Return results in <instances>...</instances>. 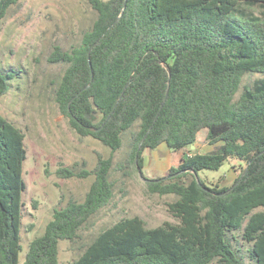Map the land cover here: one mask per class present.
<instances>
[{"label":"trees","instance_id":"obj_1","mask_svg":"<svg viewBox=\"0 0 264 264\" xmlns=\"http://www.w3.org/2000/svg\"><path fill=\"white\" fill-rule=\"evenodd\" d=\"M20 0H0V24ZM96 14L80 43L56 46L50 63L66 70L56 102L81 137L117 152L130 132L127 165L142 172L145 149L175 152L196 144L206 129L215 149L182 157L167 176L148 179L150 193L174 195L177 223L148 228L124 218L101 231L72 264H244L236 233L250 245L252 264H264V0H86ZM262 75L240 90L243 77ZM15 71L0 70V98ZM25 134L0 114V264H60L61 241L75 242L114 196L113 159L64 179L94 175L83 202L56 209L43 235L20 262ZM245 164L229 187H209L203 170Z\"/></svg>","mask_w":264,"mask_h":264},{"label":"rangeland","instance_id":"obj_2","mask_svg":"<svg viewBox=\"0 0 264 264\" xmlns=\"http://www.w3.org/2000/svg\"><path fill=\"white\" fill-rule=\"evenodd\" d=\"M251 10L257 15L264 11L258 6ZM95 17L86 0H20L9 9L0 24V70L16 72L9 82V91L0 98V114L24 132L27 152L23 167L26 191L20 231L21 263L31 241L45 232L54 211L66 206L70 200L83 202L94 181V175L61 178L57 174L60 168L77 173L82 170L93 172L100 158L113 159V198L91 218L75 242H60V264H72L101 231L124 218L140 217L148 228L165 222L177 223L168 206L176 196L150 193L148 179L166 177L170 168L178 166L184 156L215 149L206 140V129L200 131L197 145L182 152L170 150L166 144L155 150L145 149L143 175H140L134 165L126 163L130 153V132L124 135L122 148L112 153L100 141L81 137L71 128L55 99L67 66L50 63L48 59L56 46L66 51L77 46ZM261 77L257 73H247L236 98ZM244 168L243 162L229 158L218 171H200L199 178L209 187H229ZM258 210L264 211V208ZM236 235L237 240L233 243L239 256L244 264H252L250 245L239 233Z\"/></svg>","mask_w":264,"mask_h":264},{"label":"crops","instance_id":"obj_3","mask_svg":"<svg viewBox=\"0 0 264 264\" xmlns=\"http://www.w3.org/2000/svg\"><path fill=\"white\" fill-rule=\"evenodd\" d=\"M199 133H200V132H199ZM198 135H199V134H198ZM197 141H198V139H197ZM161 145H163V144H161ZM161 145H160V146H161ZM195 145H197V142H196ZM195 145H193V146H195ZM160 146H159V147H160ZM185 150H186V149H185ZM212 151H213V150H211L210 152H212ZM180 152H182V151H180ZM207 153H209V152H207ZM200 154H203V153H200ZM181 159H182V158H181Z\"/></svg>","mask_w":264,"mask_h":264},{"label":"water","instance_id":"obj_4","mask_svg":"<svg viewBox=\"0 0 264 264\" xmlns=\"http://www.w3.org/2000/svg\"><path fill=\"white\" fill-rule=\"evenodd\" d=\"M192 147H194V146H192ZM142 174V172H140V175Z\"/></svg>","mask_w":264,"mask_h":264}]
</instances>
